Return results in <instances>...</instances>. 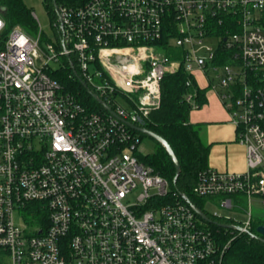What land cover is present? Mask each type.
<instances>
[{"label":"built area","instance_id":"1","mask_svg":"<svg viewBox=\"0 0 264 264\" xmlns=\"http://www.w3.org/2000/svg\"><path fill=\"white\" fill-rule=\"evenodd\" d=\"M54 9L57 42L44 49L9 29L0 6V264H222L264 207V0H55ZM63 56L101 110L51 77ZM181 68L188 87L200 88V73L215 91L246 148L247 171L208 168L193 188L245 214L212 212L231 221L224 244L139 156L138 127ZM195 96L185 97L193 109Z\"/></svg>","mask_w":264,"mask_h":264},{"label":"trees","instance_id":"2","mask_svg":"<svg viewBox=\"0 0 264 264\" xmlns=\"http://www.w3.org/2000/svg\"><path fill=\"white\" fill-rule=\"evenodd\" d=\"M50 11L53 21L56 22V11L52 0H45ZM5 5L1 6V11L6 21L8 28H14L16 25L23 30L29 32L30 27L34 26V21L30 10H28L23 0H5ZM59 0H56L58 4ZM57 31V28H55ZM164 37V41L167 40ZM170 53V51H168ZM72 56H63L60 59L59 65L50 71L51 77L56 79L64 88L74 93L89 108L99 109L92 90L86 88L84 84L74 75V70L71 68ZM189 79V74L184 68H181L178 73L166 74L162 86L161 95L162 101L158 109L151 112V115L145 120L144 126L149 130L161 136L171 145L174 154L177 156L180 164V174L175 183L173 179L176 175L174 163L166 152L165 148L156 140L152 153L143 155L139 154L141 160L164 177L174 193H184L190 203L198 210L206 213L212 223L204 221L206 226L210 228L217 237L220 243L229 241V232L220 225H228L229 221L215 217L205 210L207 198L196 197L193 194V188L196 185L198 174L201 171L208 169L210 144L204 139L203 132L205 125L190 122L189 116L193 110V106L186 101V94L195 92V108L202 107L207 102L206 90L198 87L196 82H193L191 87L186 85ZM147 137L141 134V139ZM245 197L240 198L241 205H245ZM203 220V219H202ZM259 224H264L260 219H255L252 223V234H257L256 230ZM259 236V235H258ZM262 239H256L248 233L238 234L232 241L229 248L223 256L222 264H264V235H260Z\"/></svg>","mask_w":264,"mask_h":264},{"label":"crops","instance_id":"3","mask_svg":"<svg viewBox=\"0 0 264 264\" xmlns=\"http://www.w3.org/2000/svg\"><path fill=\"white\" fill-rule=\"evenodd\" d=\"M199 86L206 90L207 102L199 108L193 109L189 119L193 124L205 125L204 139L210 144L208 168L221 172L242 173L249 169L247 163L246 148L238 143L236 129L230 121L227 108H224L221 100L213 89L207 87L206 81L200 73H197ZM264 208L258 206L256 208ZM256 218L259 217L257 211ZM264 216V214H263Z\"/></svg>","mask_w":264,"mask_h":264},{"label":"rangeland","instance_id":"4","mask_svg":"<svg viewBox=\"0 0 264 264\" xmlns=\"http://www.w3.org/2000/svg\"><path fill=\"white\" fill-rule=\"evenodd\" d=\"M5 0H0V6L5 5ZM26 8L30 10L33 21H34V26L30 27L29 32L24 30V32L28 35L31 36L32 38L37 39L39 37L41 41V46L45 49L46 44L48 42L56 43V31L55 27L53 24V19L51 17V14L49 13V9L46 8V5L44 4V0H23ZM36 13L38 20L34 17L33 13ZM39 22V23H38ZM41 25V26H40ZM18 26V25H16ZM11 29V28H10ZM155 146L154 140H151L148 137H143L141 139V143L139 146V151L143 155H147L152 153L153 149ZM205 210L209 213L212 214L214 210L225 213V214H230L236 216L238 219L243 220L245 214L243 215L242 212H239L237 210L233 209H224L220 206L219 204V198L213 197L207 200V203L205 205ZM254 211H257L259 217L255 219H260L262 222H264V208L260 209H255ZM256 215V214H255ZM26 221L28 224H30L31 219L28 217L26 218ZM264 225V224H263Z\"/></svg>","mask_w":264,"mask_h":264},{"label":"water","instance_id":"5","mask_svg":"<svg viewBox=\"0 0 264 264\" xmlns=\"http://www.w3.org/2000/svg\"><path fill=\"white\" fill-rule=\"evenodd\" d=\"M53 4L55 5V0H52ZM93 97H95V99L97 101H99L100 103H103L99 97H97L95 94L93 95ZM105 109H108L110 110V107L108 105L104 106ZM138 130L144 134L145 136H147L148 138L150 139H154L156 141H158L166 150V152L168 153V155H170L173 163H174V167L176 169V175L173 179V183L176 182L179 174H180V164H179V160L177 158V156L174 154V151L171 147V145L169 144L168 141L164 140L161 136L157 135L155 132L153 131H149L146 127H138ZM181 197H183V199H186L187 201L190 202V199L187 198V196L183 193H180ZM192 208L193 210L195 211V213L198 215V216H201L206 222L208 223H212V220L209 219V217L207 216L206 213L202 212L200 209L198 210L194 205H192ZM221 227L223 228H233L232 225H225V224H222L220 225ZM238 229L240 230V227H238ZM257 234L259 235H256V234H252L251 232L248 233L250 234L252 237L256 238V239H262V237L260 235H264V225L263 224H259L257 230H256Z\"/></svg>","mask_w":264,"mask_h":264},{"label":"flooded vegetation","instance_id":"6","mask_svg":"<svg viewBox=\"0 0 264 264\" xmlns=\"http://www.w3.org/2000/svg\"><path fill=\"white\" fill-rule=\"evenodd\" d=\"M58 15H57V13H56V17H57Z\"/></svg>","mask_w":264,"mask_h":264}]
</instances>
